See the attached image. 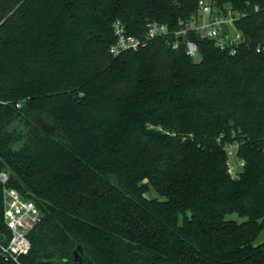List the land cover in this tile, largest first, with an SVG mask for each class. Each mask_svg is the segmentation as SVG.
I'll return each instance as SVG.
<instances>
[{
  "label": "trees",
  "instance_id": "16d2710c",
  "mask_svg": "<svg viewBox=\"0 0 264 264\" xmlns=\"http://www.w3.org/2000/svg\"><path fill=\"white\" fill-rule=\"evenodd\" d=\"M207 1L244 13L236 54L147 37L199 0H0V172L41 215L0 264H264V0Z\"/></svg>",
  "mask_w": 264,
  "mask_h": 264
},
{
  "label": "built area",
  "instance_id": "2783aa9c",
  "mask_svg": "<svg viewBox=\"0 0 264 264\" xmlns=\"http://www.w3.org/2000/svg\"><path fill=\"white\" fill-rule=\"evenodd\" d=\"M242 16L243 12L233 9L230 5L218 6L207 0H199L196 11L189 18L179 20L176 28H170L166 23L149 22L147 37L173 38L172 41H168L173 47H177L180 40L184 41L187 54L193 57L198 53V49L195 41L188 37V33L194 32L200 38L212 40L220 50L234 55L243 40L242 33L235 24ZM114 34L116 42L110 48L113 54L136 49L140 45L137 38L125 32L119 21L114 23ZM256 51H264V44L257 45ZM236 147V143H231L225 148L228 154V172L233 178L237 177L244 165V161L235 155ZM233 154L236 157L235 164H232L230 159ZM8 178V172H0L4 220L9 230L7 240L0 239V254L5 259L17 261L19 255L28 251L30 247L28 234L41 220V215L32 200L23 197L17 189L6 185Z\"/></svg>",
  "mask_w": 264,
  "mask_h": 264
},
{
  "label": "rangeland",
  "instance_id": "374dc122",
  "mask_svg": "<svg viewBox=\"0 0 264 264\" xmlns=\"http://www.w3.org/2000/svg\"><path fill=\"white\" fill-rule=\"evenodd\" d=\"M193 59H194V61H199L200 60V55L197 53L196 55L193 56ZM230 159H231L232 164L236 163V157L234 156V154L231 156ZM147 195L151 196V197L157 196V194L153 190H150L147 193ZM225 218L226 219L236 220L238 222H241V221L246 219L245 217H241L237 213H234V212L233 213H228L225 216ZM263 241H264V228L260 231V233L257 235V237L253 240L252 244L253 245H258V244H260Z\"/></svg>",
  "mask_w": 264,
  "mask_h": 264
},
{
  "label": "water",
  "instance_id": "95a60500",
  "mask_svg": "<svg viewBox=\"0 0 264 264\" xmlns=\"http://www.w3.org/2000/svg\"><path fill=\"white\" fill-rule=\"evenodd\" d=\"M7 238L5 237L3 241H6ZM82 252V248L81 246H78L77 249L74 251V257L75 259L77 260H81L80 256H79V253ZM45 264H54L53 262H49V263H45Z\"/></svg>",
  "mask_w": 264,
  "mask_h": 264
}]
</instances>
